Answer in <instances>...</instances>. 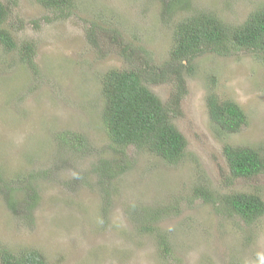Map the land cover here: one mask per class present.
Listing matches in <instances>:
<instances>
[{
  "label": "rangeland",
  "instance_id": "obj_1",
  "mask_svg": "<svg viewBox=\"0 0 264 264\" xmlns=\"http://www.w3.org/2000/svg\"><path fill=\"white\" fill-rule=\"evenodd\" d=\"M1 1L9 10L4 27L18 47L31 43L33 54L23 62L19 48L0 44V248H35L49 264H264V215L246 222L193 193L204 186L264 199V172L232 176L223 151L225 143L264 151V64L253 52L194 59L172 118L187 140L177 162L134 146L122 159L101 123L103 73L159 67L182 19L210 12L236 27L264 0H188L174 9H167L169 0H69L61 10L38 0ZM89 26L98 30L96 44ZM122 45L141 58L126 60ZM148 86L169 101L173 83ZM211 94L237 102L248 124L220 133L207 109ZM65 131L83 136L86 147L59 142ZM101 158L119 159L125 169L111 184L98 174ZM28 190L31 210L20 203ZM10 198L24 211H13Z\"/></svg>",
  "mask_w": 264,
  "mask_h": 264
},
{
  "label": "trees",
  "instance_id": "obj_2",
  "mask_svg": "<svg viewBox=\"0 0 264 264\" xmlns=\"http://www.w3.org/2000/svg\"><path fill=\"white\" fill-rule=\"evenodd\" d=\"M183 5L188 0H169L168 7L174 9L180 2ZM48 9L61 10L69 6V0H38ZM8 7L0 0V44L6 51L19 48L23 62L32 60L33 45L18 43L10 31L4 27L8 17ZM88 38L95 42L98 30L87 28ZM116 40V36H113ZM174 43L169 57L159 67L146 64L145 70L139 67L113 68L103 73L101 77L104 108L101 113V123L106 135L113 143V153L121 154L126 159L125 151L134 146L156 154L168 162H177L184 157L187 140L173 122V116L181 101L187 94L185 75H191L196 67L193 61L205 52H215L226 56L239 49H247L264 64V2L256 7L247 19L236 27H228L217 16L210 12H195L178 22L173 31ZM138 50L128 49L122 45V55L131 61L141 55ZM135 57V58H134ZM147 63V60H146ZM173 83L169 101L162 99L148 86L150 83ZM207 109L211 122L221 133H236L248 124V115L242 107L232 99L221 100L215 94L208 96ZM56 139L65 145L83 150L86 147L83 136L65 131ZM224 155L230 173L234 177H252L264 172V151L252 145L236 146L224 144ZM121 159V160H122ZM128 162V161H127ZM119 159L109 162L101 158L96 167L102 176V181L111 184L116 174L125 170ZM1 177L5 174L0 172ZM18 181H24L21 174L15 175ZM23 179V180H22ZM30 184L31 177L25 178ZM107 181V182H106ZM20 182H17L18 184ZM11 191L6 182L3 187ZM15 189V188H14ZM26 191V199L20 201L27 210H31L35 197ZM194 195L206 201L218 200L225 210L246 222H251L264 215V199L258 193L233 192L217 193L208 187L197 186ZM217 193V194H216ZM8 206L13 211L22 207L15 200L8 199ZM24 211V208H22ZM141 226L145 225V222ZM149 226L148 230L155 229ZM159 242L166 247V236L158 234ZM0 264H49L43 253L35 248H22L13 251L8 247L0 248Z\"/></svg>",
  "mask_w": 264,
  "mask_h": 264
}]
</instances>
